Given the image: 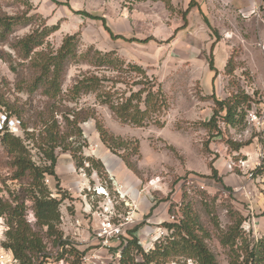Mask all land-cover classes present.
Here are the masks:
<instances>
[{
  "label": "rangeland",
  "instance_id": "1",
  "mask_svg": "<svg viewBox=\"0 0 264 264\" xmlns=\"http://www.w3.org/2000/svg\"><path fill=\"white\" fill-rule=\"evenodd\" d=\"M169 3L170 8L161 2L138 0H0V13L22 17L9 41L57 26L35 50L48 48L55 52L66 36L79 33L77 55H84L90 47L102 53L112 49L125 63L145 69L161 85L168 103V110L160 119L164 123L161 128L152 124L142 128L122 124L92 94L69 101L68 92L74 80L93 69L83 60L68 63L62 103L77 111H94L109 133L128 142L127 153L139 176L135 177L117 155L101 144L92 119L80 125V136L68 131L54 150L58 184L48 176L44 184L53 198L61 200L62 193L68 197L59 205L58 229L63 239L82 253L78 264H90L91 255L109 264H119L120 246L137 227L139 244L145 252L151 251L170 235L163 225L171 223L172 216L175 221L180 220L185 209L198 218L208 233L206 243L218 264H228V251L218 239L233 223L235 214L243 219L244 239L250 247L264 238V177L255 175V170L264 165V42L256 38L264 26L259 28L252 22L249 25L252 16L243 17L227 0H169ZM104 15L109 29L121 36L120 40L111 42L103 34L105 19L100 17ZM111 19L119 28L112 25ZM239 20L248 22L239 24ZM231 58L232 72L228 75L225 67ZM104 72L107 76L112 74ZM33 75L27 60L18 59L8 44L0 46V92L16 107L19 117L7 114L20 122L19 128L9 133L20 138L31 161L43 167L49 163L35 143H40L42 120L49 103L39 92L29 94L22 89L23 83L29 82ZM133 81L118 84L115 89L127 91ZM235 93L252 98V111L258 122L247 117L233 127L226 126L218 117V135L200 125L215 110L213 98L222 100ZM55 119L64 132L61 116ZM25 133L35 134L34 140L27 139ZM228 141L248 145L235 152ZM87 159L100 161L103 168H91ZM8 163L0 145V200L13 205L15 199L24 203L27 223L46 245L45 264H72L69 256L58 260L57 248L45 235L46 230L35 226L27 181L12 180ZM66 171L71 172L67 179ZM113 171L122 172L123 182L118 175V178L110 175ZM112 176L114 184L108 180ZM81 180L88 182L81 193L89 194L93 211L106 203L115 210V224L123 223L126 217L131 219L122 228L123 235L109 241L106 247L94 239L99 221L65 215L72 209V199L62 185L66 182L74 187L78 182L77 187H81ZM94 184L108 192L107 200L102 201L94 193L91 196ZM0 219L4 229L0 238L3 248L8 228L6 218ZM75 219L80 220V226L75 224ZM187 264L194 263L187 261Z\"/></svg>",
  "mask_w": 264,
  "mask_h": 264
},
{
  "label": "trees",
  "instance_id": "2",
  "mask_svg": "<svg viewBox=\"0 0 264 264\" xmlns=\"http://www.w3.org/2000/svg\"><path fill=\"white\" fill-rule=\"evenodd\" d=\"M138 1L161 2L170 8L169 0ZM94 19L98 20V18ZM21 20L22 17H10L0 13V46L8 44L18 59L28 61V66L34 75L29 82L23 83L22 89L29 94L39 92L49 103L48 112L42 120L44 129L40 133V143H35L45 154L49 166L42 167L33 163L27 155L24 142L12 136L6 129L0 131V145L9 159L12 180L27 181V194L32 202L35 226L46 230L45 235L51 239L52 246L57 248L58 260L69 256L73 259L72 264H78L82 253L63 239V234L58 229L61 217L59 205L62 199L68 197L66 193H62L61 200L53 198L44 184L47 176L58 184L54 171L57 160L54 150L61 141H64L68 131L71 130L75 135L80 136L82 133L80 125L92 119L101 144L117 155L135 177L139 178V176L135 165L130 161V154L127 153L128 142L109 133L94 111L84 109L77 111L62 103V84L68 63L77 59L83 60L93 69L80 74L74 80L68 92L69 101L74 102L84 95L92 94L96 101L108 108L122 124L137 128L152 124L161 128L164 126L161 120L168 110V103L161 85L154 78H150L145 69L137 64L125 63L113 51L102 53L90 47L84 55H77L79 33L66 36L55 52L48 48L37 52L35 50L43 45L46 37L57 30V26L42 31L35 30L19 40L9 41L10 35L15 27L19 26ZM232 65L231 58L225 67L228 75H231ZM104 71L112 74L107 76ZM130 79L134 81L127 91L115 89L116 85L127 84ZM252 102V98L244 93L231 94L222 100L213 98L215 110L211 118L200 125L218 135L216 121L218 117L226 126L240 125L251 111ZM7 113L19 117L16 107L0 92V114L9 117ZM57 115L62 118L64 132L55 119ZM25 135L27 139L34 140L35 134L25 133ZM227 143L235 152L248 145L234 141ZM171 150L174 151L172 148ZM87 161L91 163V168L94 166L103 168L100 161L94 159ZM255 175L264 177V165H260L255 170ZM14 202L13 205L0 200V217L6 218L8 228L2 246L12 254L17 264H45L46 245L39 233L27 223L24 203L16 199ZM68 212L70 214L71 209H68ZM242 221V217L235 214L233 223L219 235V244L228 251V264H264V238L250 247L244 239ZM163 227L170 232V235L162 242L156 243L149 252H145L139 244L136 237L138 227L130 231V239H124L120 246L119 264H187V261H192L194 264H218L206 243L209 238L208 233L190 210L185 209L180 220L164 224Z\"/></svg>",
  "mask_w": 264,
  "mask_h": 264
},
{
  "label": "built area",
  "instance_id": "3",
  "mask_svg": "<svg viewBox=\"0 0 264 264\" xmlns=\"http://www.w3.org/2000/svg\"><path fill=\"white\" fill-rule=\"evenodd\" d=\"M262 51L264 52V43L262 44ZM253 108L251 111L248 112L247 117L252 122H258L256 115L253 113ZM246 117V118H247ZM20 126V122L16 119H12L10 117H7L4 114H0V131H3L6 129L8 132L16 131ZM115 182L113 181V184ZM92 193L96 197H101L102 201H105L108 199L109 195L108 192L103 187H98L94 190H91ZM119 193V192H118ZM119 198L122 199L123 196L121 193H119ZM92 205L88 207V210L86 211V214H89L92 218H95L98 222V228L95 231V237L94 239L97 241L98 244H100L101 247L108 246L109 241L113 239H119L122 234V228L129 224V221L131 220L130 217L124 218L122 221L123 223L115 224L113 221V218L115 217V210L113 207H108L106 203L100 204L97 208L94 209ZM1 220V219H0ZM171 222L175 221V217H170ZM80 220L75 219V224L80 226ZM3 227H1L0 224V238L3 234ZM89 257V256H88ZM120 259V257L118 256ZM88 262L90 264H109L108 262H104L99 260V258L95 255H91L88 259ZM0 264H17L16 260L13 258L12 254L2 248L0 246Z\"/></svg>",
  "mask_w": 264,
  "mask_h": 264
},
{
  "label": "crops",
  "instance_id": "4",
  "mask_svg": "<svg viewBox=\"0 0 264 264\" xmlns=\"http://www.w3.org/2000/svg\"><path fill=\"white\" fill-rule=\"evenodd\" d=\"M227 1L231 4V6L235 10L239 11L243 17H246L247 15L249 17L252 16L251 19L249 20V22L248 21L242 22L241 20H239V24H244L245 22H248V24L250 25V22H252L255 24V26H259V28H263V26H264V0H227ZM105 8L107 9V11L109 10V6H107ZM109 13H110V11H109ZM105 15H106V13H105ZM105 15L100 17L102 19H105V25L103 28H104L106 33L103 30V34H105V37L109 38L111 40V42H112V40H120L121 36L114 34L113 31L111 29H109ZM111 23H112V25L115 26V21L113 19H111ZM115 27L119 28V26H115ZM252 33H253V35L256 34V33H254V31ZM256 35H257L256 38L259 39L258 41H261V43H263L264 42V29H262V30L260 29V31H258V34H256ZM247 38H249V37H247ZM254 42L256 43L257 40ZM111 51H112V49L108 50V52H111ZM66 172H67V175L65 178L67 179V178H69V174L71 172L70 171H66ZM110 173H109L110 175L115 174L116 178L119 177V179H120L119 181H122V179H124V176L122 175L121 171H119V172L113 171ZM64 174H66V173L64 172ZM117 175H118V177H117ZM113 176L109 177L108 180L110 182H113V179H112ZM91 180L93 182V177H91ZM80 183H81V185H80L81 187H79V186L77 187L78 182H75L74 187H71L69 185V183H66V182L62 185L65 190L70 192V198L72 199V201H71V208H72L71 213L69 214V212H68L65 215L69 218L70 217L71 218H73V217H80V218L85 217L86 221H90V220L96 221L95 218H92L89 214H86V211L88 210L89 202H90L88 199L89 194H85L84 192H83V194L81 193V188H83L84 185L86 186V184H88V182L87 183L82 182V180H81ZM98 187H101V186L98 184L97 185L94 184L92 190H94ZM91 196L94 197L93 193L91 194ZM90 206H91V204H90ZM148 209H151V207H149Z\"/></svg>",
  "mask_w": 264,
  "mask_h": 264
}]
</instances>
